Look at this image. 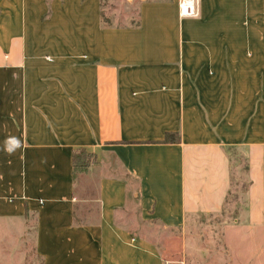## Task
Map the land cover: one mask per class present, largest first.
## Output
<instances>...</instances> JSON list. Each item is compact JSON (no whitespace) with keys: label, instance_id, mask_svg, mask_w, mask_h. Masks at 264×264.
Returning <instances> with one entry per match:
<instances>
[{"label":"crops","instance_id":"obj_1","mask_svg":"<svg viewBox=\"0 0 264 264\" xmlns=\"http://www.w3.org/2000/svg\"><path fill=\"white\" fill-rule=\"evenodd\" d=\"M141 5L114 26L102 0H0V217L41 264H169L143 226L185 224L197 148L254 151L264 224V0Z\"/></svg>","mask_w":264,"mask_h":264},{"label":"rangeland","instance_id":"obj_2","mask_svg":"<svg viewBox=\"0 0 264 264\" xmlns=\"http://www.w3.org/2000/svg\"><path fill=\"white\" fill-rule=\"evenodd\" d=\"M103 21L138 26L141 0H102ZM148 9V7L146 8ZM188 156V217L179 228L145 224L169 264H264V224L256 178L260 164L248 146L204 147ZM138 207L130 215H138ZM0 217V264H41L33 228Z\"/></svg>","mask_w":264,"mask_h":264},{"label":"trees","instance_id":"obj_3","mask_svg":"<svg viewBox=\"0 0 264 264\" xmlns=\"http://www.w3.org/2000/svg\"><path fill=\"white\" fill-rule=\"evenodd\" d=\"M174 133H167L165 137V142H174L178 141L179 137L176 138ZM93 155L87 152L85 149H81L74 153L73 155V164H74V175L75 177L79 173L85 171L92 163Z\"/></svg>","mask_w":264,"mask_h":264},{"label":"built area","instance_id":"obj_4","mask_svg":"<svg viewBox=\"0 0 264 264\" xmlns=\"http://www.w3.org/2000/svg\"><path fill=\"white\" fill-rule=\"evenodd\" d=\"M200 2L201 0H178L180 17H198L200 15Z\"/></svg>","mask_w":264,"mask_h":264}]
</instances>
